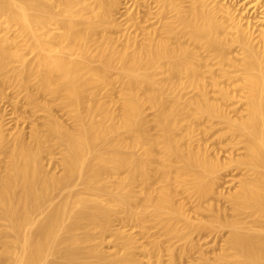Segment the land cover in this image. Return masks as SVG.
Here are the masks:
<instances>
[{
  "label": "bare ground",
  "instance_id": "6f19581e",
  "mask_svg": "<svg viewBox=\"0 0 264 264\" xmlns=\"http://www.w3.org/2000/svg\"><path fill=\"white\" fill-rule=\"evenodd\" d=\"M129 1L122 22V0H0V91L44 112L0 114V264H264V0ZM147 220L182 246L122 229ZM202 230H226L212 257Z\"/></svg>",
  "mask_w": 264,
  "mask_h": 264
},
{
  "label": "rangeland",
  "instance_id": "374dc122",
  "mask_svg": "<svg viewBox=\"0 0 264 264\" xmlns=\"http://www.w3.org/2000/svg\"><path fill=\"white\" fill-rule=\"evenodd\" d=\"M122 2H124V3L121 5V8L119 10V14H117V17L120 21L124 22L125 19H127V17H128L129 10L131 11L130 8H131L132 2L129 0H122ZM126 8H128L127 11H125ZM132 8H133V6H132ZM0 92H1L0 93V114L3 115V117L5 118V121H7V128H8L7 131L10 132V131L14 130V128L16 129L15 126L17 125L18 128L20 126V128H22L24 130V132L26 133V132L30 131V129H31L30 126L33 125V124H31V122H34V123L42 122L41 119H43L42 117L44 115V112L31 110V107H29V105H27L26 101H24L25 97L23 96L24 95L23 92H18L14 87H12L10 85H2ZM15 102H17V104H15ZM147 111H148V113H150L149 110H147ZM54 112L56 113L57 116H59L60 119L64 120L65 122H67V123L71 122L68 115L62 109L56 107V108H54ZM213 136L214 135H212V137L210 136L208 138V142L210 141V144L214 145V147L212 146V149L215 148L216 144L218 145V139L216 140V138H215V140L217 141L216 142L214 140ZM212 141L215 144L212 143ZM213 151H214V149L211 150V152H213ZM42 160H43L44 164L46 165L45 167L52 169V171L55 170V172L60 171V169H61V154L59 153L58 148L54 149L51 154L44 153ZM224 185H226V184L224 183L222 186V188L224 189L222 191H224V193L227 192V190L231 191L232 186L229 187L228 185H226V186H224ZM79 187H80V185L76 186L75 188H79ZM220 187H221V185H220ZM220 187L218 188V190L219 189L221 190ZM225 187H227V188L225 189ZM181 194H179L178 198L179 197H180L179 199L182 198V200L185 203L188 201L187 204L191 205L190 208H192V209L190 210L189 209L190 205L188 206L186 204V206L188 207V208L186 207V209L189 210V211L187 210L189 212V214L190 213L194 214L193 212H195V214H196L197 211L194 210V205H193L194 202L192 201V199L190 197L187 198V196L185 194L184 195L186 197L182 196ZM59 196H60V194H56L55 199H57ZM183 197H184V199H183ZM209 197H211V198L210 199L207 198V200L209 199L210 202H212V203L215 201L218 202V204L216 203V205L221 207L223 210H225L226 213L229 214L230 210H229V206L227 205L228 201L224 200V202H223V198L221 200L220 199L221 197L219 195H217V197L219 199L216 197L213 198L214 196L212 194ZM190 202H193V203L191 204ZM221 203L223 205H221ZM223 207H226V208L224 209ZM226 209H227V211H226ZM190 211H193V212H190ZM208 213L209 212L206 213V211L205 212L201 211V212H199V215H191V214L190 215L193 216V219H195V220H197L196 219L197 217H199V218L201 217L200 219H202V220H207L209 218ZM194 217H196V218H194ZM119 222L120 221L115 220L113 222V224H114L113 227H115V228L120 227L121 228V224ZM125 224L126 225H123L122 229H124L126 232H128V233L130 232V234L134 235L137 238L138 242L143 244V245L149 246L150 240L157 239V240L161 241L163 246H166L169 243H172L173 245H175L176 248H180L182 246V243H181L182 241H176L175 239H172V238L170 239L168 236L164 235L163 232L158 229V227L154 226L155 223H153L152 220H147L144 223V227H141V226H138L135 224H131V223H125ZM145 230L150 232L151 237H147V235L144 233ZM202 231H203V233H202ZM202 231L196 232L197 234L194 232L192 234L193 240L195 242H197L198 245L200 244L199 245L201 247L200 249L204 250V252L209 257H212L219 250L218 248L221 246L220 244L222 243L221 239H223V235L226 233V230H222L219 233L218 237H217L218 234L216 232L212 233L211 231H208V230H202ZM200 234H202V235H200ZM196 235H198V236H196ZM112 236L110 234H106L105 239L102 242V246L106 251H112L114 249V240H113ZM221 236H222V238H221ZM134 250H135V252L139 258V261L141 262L140 264H153V263H146V261H148V259H149L148 257H150V256H151L150 257L151 260L155 259V257L153 255L149 256L148 254L144 253L139 247L134 248ZM198 255H199V252L196 249H194L193 251L190 250L188 253H186L184 255L178 254L177 258L175 259L174 264H199ZM161 261H162V264H173L170 260L168 251H166L165 249H163V251L161 252Z\"/></svg>",
  "mask_w": 264,
  "mask_h": 264
}]
</instances>
